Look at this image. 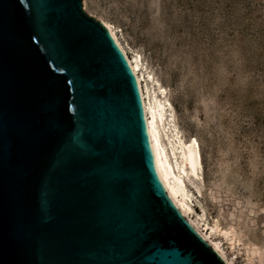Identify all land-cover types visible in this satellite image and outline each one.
I'll use <instances>...</instances> for the list:
<instances>
[{"label":"water","instance_id":"water-1","mask_svg":"<svg viewBox=\"0 0 264 264\" xmlns=\"http://www.w3.org/2000/svg\"><path fill=\"white\" fill-rule=\"evenodd\" d=\"M0 264H224L167 198L82 0H0Z\"/></svg>","mask_w":264,"mask_h":264},{"label":"rangeland","instance_id":"rangeland-1","mask_svg":"<svg viewBox=\"0 0 264 264\" xmlns=\"http://www.w3.org/2000/svg\"><path fill=\"white\" fill-rule=\"evenodd\" d=\"M85 2L139 52L181 134L197 139L193 206L258 248L247 261L240 246L234 264H264V0Z\"/></svg>","mask_w":264,"mask_h":264},{"label":"bare ground","instance_id":"bare-ground-1","mask_svg":"<svg viewBox=\"0 0 264 264\" xmlns=\"http://www.w3.org/2000/svg\"><path fill=\"white\" fill-rule=\"evenodd\" d=\"M86 10V2H82ZM93 17V16H92ZM95 17V16H94ZM123 55L138 89L148 147L154 172L167 198L194 232L221 258L224 264H234L241 248L246 260L259 252L255 246H246L234 228L221 226L217 219L208 220L202 206H193L194 196L200 194L202 162L198 141L184 137L178 129L165 88L153 76L139 52L121 42L116 27L107 20L98 19ZM195 143H192V141ZM197 180V182L194 181ZM192 189V190H191ZM195 207V208H194ZM252 264V262H250Z\"/></svg>","mask_w":264,"mask_h":264},{"label":"snow or ice","instance_id":"snow-or-ice-1","mask_svg":"<svg viewBox=\"0 0 264 264\" xmlns=\"http://www.w3.org/2000/svg\"><path fill=\"white\" fill-rule=\"evenodd\" d=\"M105 28H108L109 25H104ZM192 143H195V141L193 140Z\"/></svg>","mask_w":264,"mask_h":264}]
</instances>
